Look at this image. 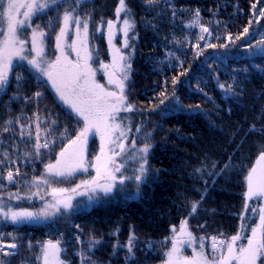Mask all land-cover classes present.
Here are the masks:
<instances>
[{
	"label": "snow or ice",
	"instance_id": "obj_1",
	"mask_svg": "<svg viewBox=\"0 0 264 264\" xmlns=\"http://www.w3.org/2000/svg\"><path fill=\"white\" fill-rule=\"evenodd\" d=\"M163 2L170 4L171 0ZM160 3L161 0H141L140 7L145 16L137 21L136 12L127 0H116V19L105 21V6L97 9L95 0H0V92L6 94L11 87L13 73L16 82L15 92L8 101L0 98V109L6 110L8 117L0 125V134H8L0 140V146L5 148L0 152V173H5L0 175V191L3 190V181L15 184L18 189L15 193L8 192L6 198L0 195V223L5 228L8 225L13 227L12 231L0 230V264H15L22 249L35 255V260L29 258L27 264H119L121 252L124 264H143L138 253L144 252V259H147L148 252L157 245L160 264H264V108L261 109L260 127L253 126L246 133V136L258 133L261 144L255 163L243 175V210L239 213L240 229L235 234L229 235L217 229L210 235L206 231L209 227L207 217L204 223L197 220L195 228L192 225L201 205L207 201V181L211 179L215 183L222 174L223 170L215 171L219 162L214 163L212 171L204 177L203 191L196 189L200 199L190 205L187 216H182L178 227L172 225L170 235L164 241H148L147 251L140 247L143 242L138 240L133 227L125 243L117 239L111 244V253L105 262L96 255L106 246L103 235L97 236L93 228L90 238L85 241L83 226L75 223L74 217L82 209L94 204L106 205L117 192L124 199L139 198L149 180L154 181L161 172L152 167L151 158L156 147L153 141L158 132H163V127L154 125L152 131L141 138L139 134L144 132L148 119L144 113L149 109L138 108L131 101L135 42L139 38L137 29L142 23L145 29L151 27L154 33L159 31V24L152 21H160L167 16V9H161ZM258 3L261 5L259 8ZM258 3L251 4L253 19L257 22L264 18V0H258ZM87 4L93 7L81 14V8ZM171 11L172 18L167 23L172 32L164 37L166 43L153 45L154 48L166 49L164 58L157 60L151 55L146 58L149 63L167 64V69L160 71L164 75L163 85L158 82L155 85L161 88L159 102H150V113L158 114L162 120L186 110L177 85L184 83L181 77L186 73L190 75V70L183 67L188 51L192 52L193 59H197L204 56L206 48L226 49L223 43H212V31L210 27L203 26L199 9L187 22H178L177 18L183 13L178 12L175 5ZM187 11L191 13L190 9ZM236 11L239 13V7ZM50 12H55V15H49ZM98 13L100 20L95 21ZM150 15L152 20L148 19ZM43 16H48L46 27L35 23ZM117 20H122V25H118ZM94 21L100 27L93 28ZM252 22L249 20V26ZM105 23L106 32L102 27ZM249 26L244 27L240 35L248 34ZM194 28H199V32L193 43L191 30ZM117 31L124 37L119 41L120 47L114 45ZM98 33L107 41L108 62L103 59V49L93 47ZM215 39L219 41L221 37L216 36ZM227 39L231 41L233 38L229 36ZM247 47L252 49L248 53L249 58L256 55L264 58V33L257 40V45L249 42ZM209 58L204 56L202 63L207 64ZM22 66L23 71L17 72L16 69ZM207 66L209 76L225 93V98L229 95L237 100L243 97L244 88L238 85L247 82L248 67L233 68L228 72L227 62L220 56H215L213 64ZM221 67L226 75L232 77V83L225 85L215 75ZM251 67L264 73V64H252ZM101 70L103 82L97 78ZM177 70L179 75L171 78L173 87L169 94L167 71ZM240 73L245 75L238 81ZM14 102L22 104L20 115H12ZM187 111L199 114L200 105H189ZM137 116L140 117L139 123H135ZM133 127L136 135L131 134ZM176 132L179 133V129ZM169 138L165 134L163 142ZM96 139L99 141L98 149ZM125 141H130V144ZM21 163L25 167L32 166L30 181L21 174L18 167ZM13 165H17L15 170ZM229 167L230 163L225 165V168ZM194 171L200 174L197 179L203 177V168ZM81 174L86 178L76 182ZM130 184L135 189L133 196L126 193ZM21 189L27 190L23 196ZM85 196L86 201L75 199ZM183 199L182 207L188 209L187 196ZM254 199L255 203H250ZM14 200L21 203L13 205L11 202ZM25 200L31 207L22 206ZM36 200L41 201L38 207ZM249 212L251 215L246 214ZM216 214L212 209L207 215L214 218ZM61 224L67 225V231L61 230ZM23 225H41L52 233L59 232V236L34 245L30 234H18L19 227ZM248 226L251 227L250 234L242 232ZM118 235L119 228L110 234L112 237ZM245 239L246 244L243 243ZM187 249H191V255L185 254Z\"/></svg>",
	"mask_w": 264,
	"mask_h": 264
},
{
	"label": "trees",
	"instance_id": "obj_2",
	"mask_svg": "<svg viewBox=\"0 0 264 264\" xmlns=\"http://www.w3.org/2000/svg\"><path fill=\"white\" fill-rule=\"evenodd\" d=\"M116 0H95V7L99 9L102 5L104 8L105 21L109 18L116 19L114 15ZM130 7L136 12V20L140 21L141 17L145 16L143 9L140 7L141 0H127ZM178 12L186 13L191 10L194 13L197 9L200 10L201 20L214 23V30L223 37L222 41L231 36L233 39L227 46V50L208 49L204 52V56H209L207 64L202 63L204 70L201 75V80L196 83V76L188 77L185 74L181 77L183 84H178L179 95L185 107V111L171 114L166 119H161L158 114L150 113L152 104L155 101L158 104V97L161 88L155 87L156 83L163 85L164 75L160 74L161 70L167 68L161 64L149 63L148 56H153L155 59H162V54L166 51L165 48H154L156 43H166L164 37L172 32V28L167 23L172 18V13L167 12V16L160 21H152L159 24V31L153 32L152 28L145 29L141 23L137 29L139 38L135 42V63L133 65L134 87H132L131 101L137 107L149 109L144 113L147 117L148 131H152L154 125H161L163 132H158L153 141L156 145L155 151L152 153L151 165L154 169H160L161 172L157 179L149 180L148 184L143 188L139 198L134 199H117L108 204L96 206L88 211H82L75 217V223L83 226L84 239L87 241L90 238V230L95 229L97 236L103 235L106 246L101 248L96 253L107 261L108 255L111 253V244L118 239L122 244L127 241L129 231L134 227L137 238L143 243L140 247L146 249L148 241H164L166 236L170 235V228L173 224L177 227L182 216H187L190 210V205L200 199L196 189L203 191L204 177L212 171V165L219 162V167L216 172L222 174L215 180L207 181L209 192L205 203L201 205V211L192 221L195 228L197 220L200 223L208 219L209 227L206 231L211 235L217 229L227 232L229 235L235 234L236 230L240 229L241 221L239 213L243 210L242 192L245 190L243 185V175L247 169L256 160L259 154L261 140L259 134L247 135L249 128L255 126L260 127L259 119L261 109L264 108V73L258 68H252V64H264V58L255 56L249 58L237 48L247 50L248 43L257 44L260 35L264 33V19L259 22L253 20V12L251 10L252 3H258V0H171ZM166 4L161 0L160 8L165 9ZM172 5V6H173ZM261 5L258 3V8ZM92 4H87L83 8L84 13L90 11ZM240 11L237 13L236 9ZM49 15H53L52 12ZM154 15V13L152 14ZM48 16H43L42 20H47ZM152 20V16H148ZM100 20V14L95 17V21ZM179 20V19H177ZM252 20L249 26L248 22ZM94 21L93 28L100 27ZM106 23L102 26L103 30ZM249 26L248 34L240 35L243 28ZM239 36V39L235 37ZM95 46L103 49L107 57V46L103 36L97 34V39L93 41ZM131 51V50H129ZM225 53L224 55H222ZM204 56L200 61H204ZM215 56H220L221 60H226L227 71L231 72L233 68L243 69L249 68L246 74L248 79L244 84L238 86L244 88V95L241 99H234L229 95L225 98V93L211 79L208 74V64H213ZM189 56L186 58L188 61ZM185 65V63H184ZM197 65V64H196ZM193 65L191 69L193 70ZM186 69V68H185ZM174 75H179V71H167L168 77V92H172L171 78ZM219 80L225 85L232 83V77L225 74L224 68L218 74ZM244 73H240L238 81L242 79ZM16 88L15 79L12 76V85L7 90L6 94L1 93L0 98L6 101L11 97ZM207 95H204V93ZM212 98L211 100L209 98ZM200 105L199 114L187 111L189 105L193 107ZM19 105V103H18ZM18 105H12L14 111L13 116L20 115ZM231 109V113H229ZM26 113V115H29ZM25 115V118H26ZM6 110L0 109V125L3 120L7 119ZM254 121H257L253 124ZM140 122V117H135V123ZM179 129V133L176 132ZM239 131L238 135H234ZM132 135H135V128H132ZM168 134L170 138L167 142H163V137ZM8 134H0V138ZM234 141V142H233ZM6 144L7 141L5 140ZM5 150V149H4ZM231 157V161L229 160ZM54 159V157H53ZM231 164V167L225 168V165ZM17 165H13V170ZM20 168V165H18ZM203 168V177L197 179L199 173H195V169ZM21 170L22 175H26L28 180L32 179L33 168L31 165L24 167ZM42 171V166H40ZM4 173H0L3 175ZM39 175V172H36ZM26 189H21L25 193ZM15 184L9 185L7 181H3V190L0 195L7 197L8 192H17ZM27 191V190H26ZM187 196L186 203L188 209L182 207L184 197ZM178 197L180 199L178 200ZM13 205L20 204V201H12ZM254 204V202H251ZM22 204L24 207L30 205ZM212 209L216 210L214 218L208 216V212ZM251 215V213H246ZM258 220V216L256 217ZM250 224V222H246ZM61 230L67 231V225H59ZM119 228L118 237L110 236ZM0 230L12 231L13 227L8 225L6 228L0 223ZM75 229H73L74 231ZM242 232L250 234L251 227L248 226ZM19 233H28L31 236V241L35 245L47 239H52L53 236H59V232L52 233L49 228L41 225H23L18 229ZM202 235L203 233H198ZM27 245V240H25ZM147 251V249H146ZM39 252V248L36 249ZM159 245L151 252H148L147 259H144L145 253L140 252L143 264H160ZM70 255V253H69ZM35 260V255L29 253L26 249L21 250L20 256L16 258L15 264H27L28 259ZM119 264H124L123 252L120 253Z\"/></svg>",
	"mask_w": 264,
	"mask_h": 264
},
{
	"label": "rangeland",
	"instance_id": "obj_3",
	"mask_svg": "<svg viewBox=\"0 0 264 264\" xmlns=\"http://www.w3.org/2000/svg\"><path fill=\"white\" fill-rule=\"evenodd\" d=\"M172 3H170V4H166L165 6H164V8L165 9H167V12H170V13H172V11H171V9H172ZM53 13V15L52 16H54L55 15V12H52ZM195 13V12H194ZM194 13H189V12H184L181 16H179L177 19H179L178 20V22L179 21H181V20H183L184 22H187V21H189V20H191L192 18H193V15H194ZM81 14H84V9H81ZM257 15H258V13H257ZM253 16H254V14H253ZM262 19H264V18H260V20H262ZM47 20H48V18H47ZM47 20H45V21H43V20H41V19H36L35 20V23L36 24H42L43 26H45L46 27V24H47ZM254 20V19H253ZM259 20V21H260ZM255 22H257L256 20H254ZM116 23L118 24V25H122V20H117L116 21ZM202 23H203V26H205V27H210V30L212 31V36H213V38H212V43H223L224 45H229L230 43H231V41H229L228 39H225V40H223L222 41V39H223V37L217 32V30H214L213 28H214V23H211V21L210 22H207V21H203L202 20ZM33 26H35V25H33ZM181 27H183V25H180ZM106 30H107V26L105 27V29H104V31L106 32ZM178 31V30H177ZM28 32L30 33V29L28 30ZM191 32H192V37H191V39H192V42L194 43L195 42V36H196V33H198L199 32V28H194V29H192L191 30ZM99 34V33H98ZM179 34V33H178ZM100 35V34H99ZM216 36H219V37H221V39L219 40V41H217L216 39H215V37ZM104 38V37H103ZM124 39V37H123V34L121 33V32H119V31H117V35H116V38L114 39V45L116 46V47H120L121 45H120V43H119V41H121V40H123ZM104 40H105V43H106V46H107V48H108V45H107V41H106V39L104 38ZM70 42V41H69ZM201 43H203V41H201ZM257 45V44H256ZM29 46H30V43H29ZM53 46H54V40H53ZM169 46H171V45H169ZM255 46V45H254ZM93 47H96L95 46V43L93 42ZM226 48H227V46H226ZM244 48V47H243ZM243 48H237V50H240L242 53H244V54H246L247 56H248V53L249 52H251L252 51V49H250V48H246L247 50H242ZM185 49H187V45H185ZM208 49H211V48H206L205 50H204V52L205 51H207ZM221 50H225V48H221ZM225 53H223L222 55H224ZM189 56V58H188V61L185 59V65H183V67L184 68H186V69H189L190 70V75H189V73H186L187 75H188V77L190 78V76H193V75H195L197 78H196V80H195V82L197 83L198 81H199V79L201 80V75H202V73H204L203 71V69H202V62L200 61V59H201V57L202 56H200L199 58H197V59H193V54H192V52L191 51H188V55H187V57ZM256 56H260V55H256ZM249 57V56H248ZM74 58V57H73ZM164 58V55L162 54V59ZM103 59H105V61L106 62H108V60H109V57L107 56L106 58L105 57H103ZM197 64V65H196ZM193 65V70L191 69V66ZM163 66H165L166 68H167V64H164ZM96 67L98 68L99 67V63H98V61H97V63H96ZM16 71L17 72H22L23 71V66L22 67H18L17 69H16ZM13 78L15 79V73H13ZM97 78L101 81V82H103V72H102V70L101 71H99L98 72V75H97ZM2 92H0V94H1ZM6 101H8V100H6ZM14 104H16V105H18V103H13V105ZM22 107V104L21 103H19V105H18V110H19V112H20V108ZM162 107V106H161ZM147 131H148V128H145L144 129V132H142V133H140L139 134V136L142 138L143 137V135H145L146 133H147ZM136 135V134H135ZM33 136H35V131L33 130ZM0 140H3L2 138H0ZM125 143L126 144H130V141H125ZM95 144H96V147H97V149H98V145H99V141H98V139H96V141H95ZM139 146H142V144L141 145H138V147ZM4 147H2V146H0V152H3L4 151ZM87 159H91V157H87ZM129 163H131V162H129ZM253 163H255V161L253 162ZM25 167V165L23 164V163H21L20 164V169H23ZM89 171H92L91 170V168L89 169ZM129 172H131V167L129 168ZM5 174V173H4ZM92 174L94 175L95 173L94 172H92ZM82 178H86L83 174H81V176L77 179V181L76 182H79V179H82ZM8 183V182H7ZM61 186H66V185H61ZM67 186H72V185H67ZM32 191H35V189H32ZM25 192H26V190H25ZM126 193H127V195H129V196H133L134 195V193H135V189H134V187L130 184V185H128V187L126 188ZM24 195V193H22V196ZM75 199H77V200H83V201H86L87 200V197L85 196V197H75ZM117 199H120V200H125L124 198H123V196H122V194L121 193H119V192H117L116 193V195H115V198L112 200V201H115V200H117ZM111 201V202H112ZM251 202H254L255 203V199L253 200V201H250V203ZM35 203H36V206L38 207L39 205H40V203H41V201H39V200H36L35 201ZM23 204H26V205H29L28 204V202L25 200V201H23ZM25 205V206H26ZM100 205H103V204H94V205H92L91 207H88V208H84V209H82L81 210V212L82 211H88V210H90V209H92V208H94V207H96V206H100ZM30 207H31V205H30ZM208 243H209V245L211 244V241L209 240L208 241ZM243 243H247V240L245 239L244 241H243ZM170 246V245H169ZM186 255H191V249H187L186 250V253H185Z\"/></svg>",
	"mask_w": 264,
	"mask_h": 264
}]
</instances>
